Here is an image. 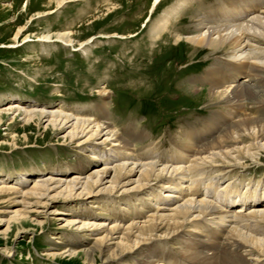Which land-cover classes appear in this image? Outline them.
I'll use <instances>...</instances> for the list:
<instances>
[{
    "label": "rangeland",
    "instance_id": "374dc122",
    "mask_svg": "<svg viewBox=\"0 0 264 264\" xmlns=\"http://www.w3.org/2000/svg\"><path fill=\"white\" fill-rule=\"evenodd\" d=\"M224 5L234 9L230 0H162L156 7L153 0H0V111L19 104L29 110L62 109L94 117L99 114V105L106 102L107 116L120 133L144 134V138L135 141L141 152L147 145H156L164 154L174 148L173 143L187 140V136H182L184 129H203L212 113L229 116L230 122L245 115L260 117L264 77H251L252 73L248 77L237 71L236 65H228L230 62L226 66L236 72L223 71L219 67L223 59L227 60L228 47L213 50L188 40L198 34L201 21L207 26L230 21V15L225 17ZM204 17L222 22L214 25ZM21 28L24 29L15 41ZM259 45L263 48L264 41ZM213 67L220 83L217 88L210 85L215 79L205 76ZM228 83L233 87H256L258 96L255 100L245 97L242 109L234 113L235 108L209 96L213 88L221 91L226 89L220 90L221 86ZM4 116L0 124L1 186L28 189L50 176L84 177L96 165L92 161L94 152L100 156L112 152L109 147L99 150V146L93 152L92 145L77 148L69 141H60L57 130L46 132L40 124L25 127L21 116L16 120ZM206 125L208 129L211 124ZM245 140L247 145L250 140ZM255 158L258 160L246 158L241 162L243 166L232 168L231 178L224 183L241 180L240 190L248 191L259 182L263 184L257 189L264 191V152ZM104 199H100L101 204L109 211L98 209L97 202L82 203L84 206L79 208L59 205L62 219L42 213L38 219L44 222L42 227L32 223L24 234L14 230L8 236H0V264H84L79 259H53L47 255L71 247L79 251L94 248L95 237L76 233L75 228L64 231L61 224L79 216L106 219L109 223L115 219L114 216L112 220L111 211L119 213L127 206L125 199ZM3 201L4 197H0V230L8 225L12 228L7 221L9 212L18 209ZM130 211L133 214L134 210ZM242 224L234 226L264 236V224H250L246 229ZM176 241L171 242L172 246L179 249ZM263 261L257 264H264Z\"/></svg>",
    "mask_w": 264,
    "mask_h": 264
},
{
    "label": "bare ground",
    "instance_id": "6f19581e",
    "mask_svg": "<svg viewBox=\"0 0 264 264\" xmlns=\"http://www.w3.org/2000/svg\"><path fill=\"white\" fill-rule=\"evenodd\" d=\"M161 1L153 0V6ZM230 4L233 10L228 5L222 6L226 10L225 17L230 15V21L217 26H207L201 21L200 28L206 25L205 30L197 28L198 34L188 40L213 50L228 47L227 60L223 59L221 70L236 72L235 68H229L236 65L237 71L246 76L252 73L251 77L259 74L263 78L264 47L259 43L264 41V0H230ZM207 20L214 25L222 22ZM23 29H19L15 41ZM227 62L230 66H226ZM214 72L213 67L205 76L215 79ZM210 85L217 88L220 83L215 79ZM215 88L209 96L235 108L234 113L242 109L245 97L255 100L259 93L256 87L245 84L222 85L220 90L226 89L221 91ZM106 108V102L99 105V114L94 117L62 109L29 110L19 104L0 111V124L4 115L13 120L21 116L25 127L40 124L45 131L57 130L61 134L60 141H69L77 148L92 145L93 152L97 146L99 150L109 147L112 151L104 156L94 152L92 161L96 165L84 177L78 174L71 179L50 176L28 189L0 185L3 203L18 207L9 212L11 216L7 221L12 223V228L8 225L0 230V236H8L14 230L24 234L27 225L32 223L42 227L44 222L38 220L42 213L49 212L57 220L62 219L59 215L62 206L79 208L82 203L97 202L98 209L109 211L100 200L107 196V201L111 202L127 200L124 208L127 210L120 207L119 213L111 211L112 220L115 216L113 221L79 216L61 224L64 231L75 228L76 233L95 237L94 248L79 251L71 247L47 256L79 259L84 264H129L128 260L133 261L132 264H257L264 260V236L243 232L234 226L243 223L246 229L250 224H264V191L260 193L256 184L254 190L242 191L241 180L224 183L231 178L234 167L244 165L241 163L244 159L258 160L255 157L264 152V106L260 117L245 115L233 122L229 121V116L223 118L219 113H212L203 129H184L182 136H187V140L178 145L173 143L174 148L167 149L168 154L160 153L156 145H147L141 152L135 141L144 138V134L120 133L109 120ZM211 117L213 120H209ZM207 123L211 125L205 129ZM214 132L216 135L206 139ZM245 139L250 140L247 145ZM16 140L15 136L13 143ZM219 191L221 196L216 198ZM234 199L241 203L233 202ZM132 209L134 212L130 214ZM173 240L179 242V249H174Z\"/></svg>",
    "mask_w": 264,
    "mask_h": 264
}]
</instances>
